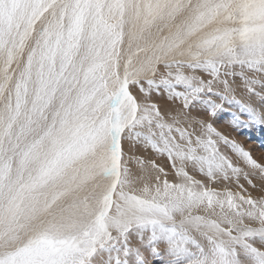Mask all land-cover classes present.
Wrapping results in <instances>:
<instances>
[{
	"label": "snow or ice",
	"instance_id": "6c2138e0",
	"mask_svg": "<svg viewBox=\"0 0 264 264\" xmlns=\"http://www.w3.org/2000/svg\"><path fill=\"white\" fill-rule=\"evenodd\" d=\"M225 126L264 133V0H0V264H264Z\"/></svg>",
	"mask_w": 264,
	"mask_h": 264
},
{
	"label": "rangeland",
	"instance_id": "374dc122",
	"mask_svg": "<svg viewBox=\"0 0 264 264\" xmlns=\"http://www.w3.org/2000/svg\"><path fill=\"white\" fill-rule=\"evenodd\" d=\"M227 128L225 129V131H227ZM229 129V128H228ZM232 132V133H230ZM227 133H230V134H234L235 138L242 143L244 144V147L247 148L249 151L252 152L253 156L257 159H264V147H261L260 146V143H259V139H261L262 137H264V133L262 132H257L255 130H252L251 132H236L234 130H232L230 128V131H228ZM236 133V135H235ZM263 134V135H262ZM237 136V137H236ZM251 137V138H248V137ZM256 138V139H255ZM247 146V147H246ZM255 154L257 156H255ZM263 154V155H262Z\"/></svg>",
	"mask_w": 264,
	"mask_h": 264
},
{
	"label": "bare ground",
	"instance_id": "6f19581e",
	"mask_svg": "<svg viewBox=\"0 0 264 264\" xmlns=\"http://www.w3.org/2000/svg\"><path fill=\"white\" fill-rule=\"evenodd\" d=\"M226 127H227V126H225L224 130L226 129ZM228 128H229V127H228ZM228 128H227V131H226V132L230 131V128H229V129H228ZM230 133H232V132H230ZM231 135L235 138L234 134H231ZM235 135H236V133H235ZM262 135H263V134H262ZM236 137H237V136H236ZM235 139H236V138H235ZM255 139H256V138H255ZM259 140H260V139H259ZM238 141H239V139H238ZM243 145H244V144H243ZM246 147H247V146H246ZM247 148H248V147H247ZM247 148H246V149H247ZM249 150H250V148H249ZM262 155H263V154H262ZM255 156H257V155L255 154ZM263 156H264V155H263Z\"/></svg>",
	"mask_w": 264,
	"mask_h": 264
}]
</instances>
